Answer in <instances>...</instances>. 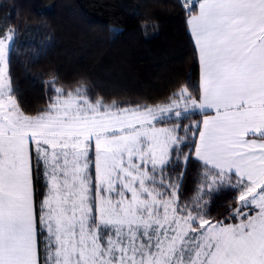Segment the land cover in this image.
<instances>
[{
  "label": "snow or ice",
  "instance_id": "snow-or-ice-1",
  "mask_svg": "<svg viewBox=\"0 0 264 264\" xmlns=\"http://www.w3.org/2000/svg\"><path fill=\"white\" fill-rule=\"evenodd\" d=\"M180 4L199 84L165 103L93 102L53 76L55 95L28 114L10 69L17 29H0V264H264V0ZM224 191L214 219L205 197Z\"/></svg>",
  "mask_w": 264,
  "mask_h": 264
},
{
  "label": "trees",
  "instance_id": "trees-1",
  "mask_svg": "<svg viewBox=\"0 0 264 264\" xmlns=\"http://www.w3.org/2000/svg\"><path fill=\"white\" fill-rule=\"evenodd\" d=\"M6 27L17 29L10 69L28 114L55 95L46 83L53 76L57 87L83 84L93 102L120 107L165 103L184 84L197 95L198 55L180 0H0ZM199 171L189 167L182 199L194 194ZM232 196L205 197L210 216L223 219Z\"/></svg>",
  "mask_w": 264,
  "mask_h": 264
},
{
  "label": "crops",
  "instance_id": "crops-1",
  "mask_svg": "<svg viewBox=\"0 0 264 264\" xmlns=\"http://www.w3.org/2000/svg\"><path fill=\"white\" fill-rule=\"evenodd\" d=\"M194 39V38H193ZM195 42V41H194ZM209 114H212V113H209Z\"/></svg>",
  "mask_w": 264,
  "mask_h": 264
}]
</instances>
